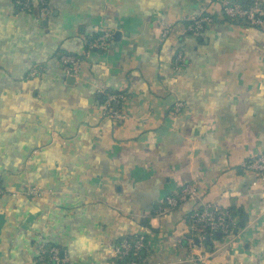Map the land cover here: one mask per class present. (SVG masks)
Instances as JSON below:
<instances>
[{"label":"crops","instance_id":"1","mask_svg":"<svg viewBox=\"0 0 264 264\" xmlns=\"http://www.w3.org/2000/svg\"><path fill=\"white\" fill-rule=\"evenodd\" d=\"M220 1L48 0L41 20L0 0V264H38L49 245L63 264H115L125 236L144 237V264H264V182L244 170L264 153V27L184 34ZM101 30L108 50H89ZM66 53L80 59L74 77ZM108 93L125 94L120 120L105 114ZM187 185L195 196L156 214ZM202 204L237 211L236 239L185 246Z\"/></svg>","mask_w":264,"mask_h":264},{"label":"built area","instance_id":"2","mask_svg":"<svg viewBox=\"0 0 264 264\" xmlns=\"http://www.w3.org/2000/svg\"><path fill=\"white\" fill-rule=\"evenodd\" d=\"M22 12L36 15L39 19L44 20L50 14L48 0H19ZM35 5V7L33 6ZM220 16L214 17L207 15L202 11L200 15L194 18L185 19L184 21V34L191 36H199L205 29L212 26L216 22L223 24H230L229 21L238 22L239 26L243 27H264V7L258 2H253L249 5H243L235 0H221ZM37 13L34 14V10ZM231 25V24H230ZM170 27L164 25L162 30V38L168 36ZM112 33L108 30H101L97 33L95 39L88 44V49L98 52H105L108 50L111 41ZM59 63L62 65L66 76L74 77L78 71L80 59L66 53L61 55ZM186 63V58L181 52H176L173 57L172 67L175 72L179 71ZM37 74V70H33L30 75ZM125 94L123 93H108L105 95L104 105L106 107L105 114L113 120H120L123 118L122 112L117 110V107L125 101ZM182 107L181 103H176L173 113H179ZM244 170L253 173L257 181L264 182V153L250 159L244 164ZM0 189V194L1 193ZM25 195L28 197H36L40 194L38 188H31L26 190ZM196 191L192 185L182 187V189L174 194L165 198L164 204L159 207L156 214L163 215L170 211L175 210L181 203L185 202L191 196H195ZM190 233L185 238V242L189 250L194 251L198 246H205L204 241L209 239L210 242L217 243L214 238L219 234L222 241L230 242L236 239V233L233 228L235 226L236 218L232 217L227 209H223L217 204H202L200 207L194 209L190 216ZM197 241V243L195 242ZM144 246V237L138 236L134 245L130 246L126 241H123L120 247L115 248L114 257L117 255H125L131 249L137 252ZM45 250L44 247L40 248L39 259H42ZM51 264H63L64 258L60 257L58 249L53 248L51 251ZM215 253L213 251L209 255ZM208 257L206 255L196 254L195 257H187L186 262L190 264H204ZM128 264H139L132 261Z\"/></svg>","mask_w":264,"mask_h":264},{"label":"trees","instance_id":"3","mask_svg":"<svg viewBox=\"0 0 264 264\" xmlns=\"http://www.w3.org/2000/svg\"><path fill=\"white\" fill-rule=\"evenodd\" d=\"M254 1L253 0H249L246 4H243V5H249V4H251V3H253ZM15 6H16V9L17 10H21V4H20V1L19 0H15ZM33 6L35 7V5L33 4ZM37 8L34 10V14H36L37 13ZM229 23L231 24V25H233V26H239L238 25V22H236V21H229ZM251 28H255V29H258V30H261L259 27H251ZM97 35V34H96ZM189 35V34H188ZM96 37V36H95ZM95 37H93L91 40H90V42L93 40V39H95ZM104 100H105V98H104ZM228 211H229V213L231 214V216L232 217H236V214H237V211H235V209H233V208H228L227 209ZM244 223H243V221H241L240 220V223L239 224H235V226H234V228H233V231H234V233H236L239 229H241L244 225H243ZM143 225H146V227L148 226V224H146L145 222H144V224ZM137 238H138V236H125V237H123V238H121V239H119L118 241H117V243H116V248H118V247H120V245H121V243L123 242V241H126L130 246H132V245H134V243H135V241L137 240ZM214 238L215 239H219V238H217L216 236H214ZM219 240H221V238L219 239ZM204 245L206 246V247H209L210 246V241H209V239H206L205 241H204ZM185 246H187V244L185 243ZM53 248H55V249H58V251H59V253H63V251L60 249V248H58V247H56V246H52V245H49V246H45L44 247V250H45V252H44V254H43V256H42V259H39L38 258V264H51L53 261L51 260V250L53 249ZM147 250V242H146V240L144 239V246L141 248V249H139L137 252H135L134 253V251L131 249L127 254H125V255H122V254H120V255H117L116 257H114L113 258V262L115 263V264H128V263H130V262H132V261H136L137 263H139V264H144V261H143V259L146 257V251ZM64 258V257H63Z\"/></svg>","mask_w":264,"mask_h":264},{"label":"water","instance_id":"4","mask_svg":"<svg viewBox=\"0 0 264 264\" xmlns=\"http://www.w3.org/2000/svg\"><path fill=\"white\" fill-rule=\"evenodd\" d=\"M219 236H220L219 234L216 235V237H219ZM195 242L197 243V241H195ZM60 257H61V258L64 257L63 253H60Z\"/></svg>","mask_w":264,"mask_h":264}]
</instances>
